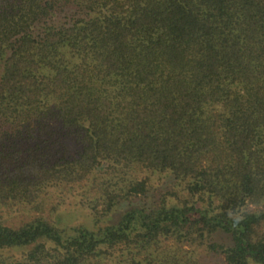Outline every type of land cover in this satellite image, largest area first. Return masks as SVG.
I'll return each mask as SVG.
<instances>
[{
    "label": "trees",
    "instance_id": "16d2710c",
    "mask_svg": "<svg viewBox=\"0 0 264 264\" xmlns=\"http://www.w3.org/2000/svg\"><path fill=\"white\" fill-rule=\"evenodd\" d=\"M0 264H264V0H0Z\"/></svg>",
    "mask_w": 264,
    "mask_h": 264
},
{
    "label": "rangeland",
    "instance_id": "374dc122",
    "mask_svg": "<svg viewBox=\"0 0 264 264\" xmlns=\"http://www.w3.org/2000/svg\"><path fill=\"white\" fill-rule=\"evenodd\" d=\"M171 182V178L165 174H150V189L145 195L133 197L130 201H119L108 214L101 218L99 224L116 222L124 211L132 205L154 201L159 198L162 191L171 185ZM78 201V195L75 196L69 192H61L59 189L50 188L43 198L42 210L38 213L51 216L57 221L56 223L63 226L84 224L89 227H94V220L88 208L79 204ZM15 215L16 221L24 220L31 216L25 212Z\"/></svg>",
    "mask_w": 264,
    "mask_h": 264
}]
</instances>
